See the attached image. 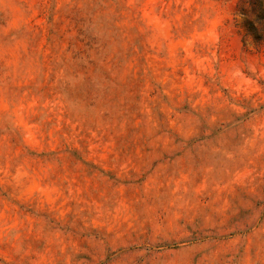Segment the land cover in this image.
Instances as JSON below:
<instances>
[{"label":"rangeland","instance_id":"1","mask_svg":"<svg viewBox=\"0 0 264 264\" xmlns=\"http://www.w3.org/2000/svg\"><path fill=\"white\" fill-rule=\"evenodd\" d=\"M238 1L0 0V264H264Z\"/></svg>","mask_w":264,"mask_h":264},{"label":"trees","instance_id":"2","mask_svg":"<svg viewBox=\"0 0 264 264\" xmlns=\"http://www.w3.org/2000/svg\"><path fill=\"white\" fill-rule=\"evenodd\" d=\"M237 8L243 18L244 38L264 47V0H239Z\"/></svg>","mask_w":264,"mask_h":264}]
</instances>
